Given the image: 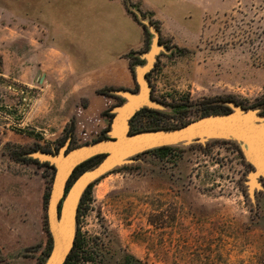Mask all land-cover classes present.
<instances>
[{
    "label": "rangeland",
    "instance_id": "rangeland-1",
    "mask_svg": "<svg viewBox=\"0 0 264 264\" xmlns=\"http://www.w3.org/2000/svg\"><path fill=\"white\" fill-rule=\"evenodd\" d=\"M19 1L0 0V212L17 214L40 201L48 244L14 258L0 253V264H46L55 167L34 155L38 147L59 151L108 139L125 103L118 92H139L137 69L148 65L149 50L145 44L129 56L134 88L90 87ZM123 1L152 40L151 30L160 32L152 13ZM215 1L196 46L165 40L159 47L145 74L157 107L136 113L147 111L137 123L150 129L133 134L181 128L217 105L264 115V0ZM171 148L135 156L93 182L79 219L77 212L78 264H264V179L253 184L242 147L209 140Z\"/></svg>",
    "mask_w": 264,
    "mask_h": 264
},
{
    "label": "crops",
    "instance_id": "crops-1",
    "mask_svg": "<svg viewBox=\"0 0 264 264\" xmlns=\"http://www.w3.org/2000/svg\"><path fill=\"white\" fill-rule=\"evenodd\" d=\"M132 1L143 11L152 13L164 40L187 49L199 43L205 16L217 9L215 0ZM19 2L21 7L30 8L32 17L49 29L55 49L78 69V76L85 84L93 88L135 87L129 56L144 49L146 36L123 0ZM76 131H80L79 126ZM39 203L33 209L23 206L17 214L0 212L2 256L14 258L29 249L42 252L46 248L48 233Z\"/></svg>",
    "mask_w": 264,
    "mask_h": 264
},
{
    "label": "water",
    "instance_id": "water-1",
    "mask_svg": "<svg viewBox=\"0 0 264 264\" xmlns=\"http://www.w3.org/2000/svg\"><path fill=\"white\" fill-rule=\"evenodd\" d=\"M147 25L152 27L150 22ZM151 33L153 38L146 54L148 65L137 69L139 92H118L125 98V103L115 110L107 133L109 138L73 149L68 146L52 153L38 151L34 155L40 162H48L55 167L47 215L52 253L46 264H65L76 239L79 204L90 184L147 151L209 140L232 141L242 147L245 159L254 167L250 176L253 184L259 186L258 180L264 179V115L248 112L236 103H232L231 112L202 116L181 128L131 133L130 121L136 113L146 107H157L150 96L145 74L153 66L161 46V35L156 30H151ZM96 156H104L103 163L78 177L71 191L67 192L75 169Z\"/></svg>",
    "mask_w": 264,
    "mask_h": 264
},
{
    "label": "trees",
    "instance_id": "trees-1",
    "mask_svg": "<svg viewBox=\"0 0 264 264\" xmlns=\"http://www.w3.org/2000/svg\"><path fill=\"white\" fill-rule=\"evenodd\" d=\"M143 27H144L145 36H146V50H149V48H150V41H151V35H150L147 27L146 26H143ZM160 35H161V33H160ZM164 43H165V40L161 36L160 37V44H164ZM110 90L116 91V90H122V89H110ZM103 95L108 96L107 94H103ZM229 99L233 100L232 98H227V100H229ZM211 101H213V100H211ZM237 103L240 104V105L242 104L241 102H237ZM221 109L224 112H229L230 111L228 108H225V107L220 106V105L212 106L211 108L206 109L205 112H203V114L201 115V117L202 116H207V115H210V114H220V113H223V111L221 112ZM144 113H147V111L144 110V111L139 112L138 114H136V116L133 118V120H131V126H132L131 127V133H135V132L140 131V128L142 126L139 127L137 121L140 118V116L144 115ZM150 113L153 114L152 112H150ZM141 129H150V128L143 127ZM73 147L74 146L71 144L70 145V149L73 148ZM57 150H59V148H57ZM171 150H172L171 147H163V148H159V149H155V150L148 151L146 153L154 152V153H157V154H161V153L168 154ZM38 151H43V152H46V153H52V152H54L51 149L41 148V147H38ZM102 159H104V156H96V157H93V158L87 160L86 162L82 163L81 165H79L75 169L74 174L72 175V178L69 181V184H71L74 179H76L77 177H79L81 175V173H83L86 170H88L95 162L100 161ZM30 161H32L34 163H37V164H41L37 160H30ZM43 166L49 167L48 164H43ZM94 186H95V183L90 184V186L87 188V190L85 191V193H84V195H83V197L81 199V202H80V205H79L78 219L80 218V211L87 204L90 196L92 195V191H93ZM48 198H49V194L46 193V195H45V203H47ZM78 248H79V243H78V238H77L76 239V242H75V246H74L71 254L68 256V259L66 260L65 264H78L77 255L75 254V251Z\"/></svg>",
    "mask_w": 264,
    "mask_h": 264
}]
</instances>
